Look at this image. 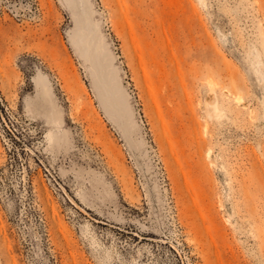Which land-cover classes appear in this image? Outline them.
<instances>
[{
    "label": "rangeland",
    "instance_id": "374dc122",
    "mask_svg": "<svg viewBox=\"0 0 264 264\" xmlns=\"http://www.w3.org/2000/svg\"><path fill=\"white\" fill-rule=\"evenodd\" d=\"M86 1L0 0V264H264V0Z\"/></svg>",
    "mask_w": 264,
    "mask_h": 264
},
{
    "label": "bare ground",
    "instance_id": "6f19581e",
    "mask_svg": "<svg viewBox=\"0 0 264 264\" xmlns=\"http://www.w3.org/2000/svg\"><path fill=\"white\" fill-rule=\"evenodd\" d=\"M74 6L76 7L78 13L82 16L85 24H88L90 21L91 9L86 0H70ZM18 36L11 34H7L3 42L10 41L16 42ZM99 47V44L97 45ZM8 66L11 67V60L8 61ZM9 78H14L15 75L13 71L10 73ZM38 97L37 99L28 100V107L30 110L34 112L43 113L47 118L48 123L56 124L58 126L57 132L50 134V141L57 146L63 147L64 145H68L69 137L65 131V129L61 128L63 124L62 111L58 109L56 101L54 99V91L51 85L50 80L44 76L39 75L38 77ZM213 91V90H212ZM111 99L114 104H116V111L119 113L120 118L124 121L131 120V113L129 110V105L124 96L123 92H121L120 88H113L111 90ZM127 112L128 114H125ZM130 117V118H129ZM127 123V122H126ZM53 132V131H52Z\"/></svg>",
    "mask_w": 264,
    "mask_h": 264
}]
</instances>
